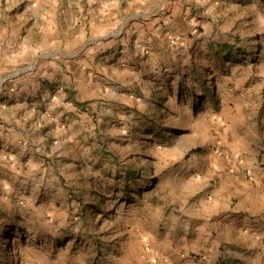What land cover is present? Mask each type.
Here are the masks:
<instances>
[{
  "label": "rangeland",
  "instance_id": "1",
  "mask_svg": "<svg viewBox=\"0 0 264 264\" xmlns=\"http://www.w3.org/2000/svg\"><path fill=\"white\" fill-rule=\"evenodd\" d=\"M2 39L68 69L104 46L76 137L0 173V264H135L219 174L264 167V0H0Z\"/></svg>",
  "mask_w": 264,
  "mask_h": 264
},
{
  "label": "crops",
  "instance_id": "2",
  "mask_svg": "<svg viewBox=\"0 0 264 264\" xmlns=\"http://www.w3.org/2000/svg\"><path fill=\"white\" fill-rule=\"evenodd\" d=\"M67 38H83L82 31L68 33ZM13 43L0 42V173L16 167L12 164L20 145L38 142L46 148L50 141L64 145L76 137L74 126L85 115L81 103L91 100V90L85 89L94 86L91 78L84 82L77 78L104 46L95 45L71 58L74 63L68 69L63 57L33 59L27 52L19 56L11 48ZM15 69L16 74H8ZM70 84H74L73 96L62 91H69ZM235 176L219 174L212 197L191 214L180 211V221L170 219L171 240L167 235L159 244H151V250L128 256L136 258L135 264H264V167L253 168L249 178L244 173ZM127 252L132 254L129 248ZM128 260L121 259L122 264H129Z\"/></svg>",
  "mask_w": 264,
  "mask_h": 264
}]
</instances>
